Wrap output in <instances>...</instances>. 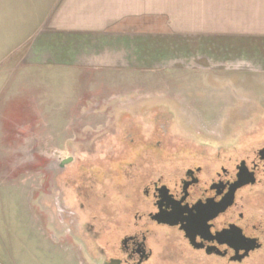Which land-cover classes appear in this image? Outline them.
<instances>
[{
    "label": "rangeland",
    "instance_id": "rangeland-1",
    "mask_svg": "<svg viewBox=\"0 0 264 264\" xmlns=\"http://www.w3.org/2000/svg\"><path fill=\"white\" fill-rule=\"evenodd\" d=\"M30 29L14 26V39L30 33ZM19 39L13 41L12 56L6 60L7 66L10 62L6 86L11 85V90H6L7 101L4 103L3 97L0 103V264H78L66 250H75L77 260L84 264H101V258L86 248L85 239L68 243L66 239L71 237L59 236L55 231L54 164L60 159H72L62 170L63 178L80 183L88 176L95 182L92 198L83 203V210L88 217L91 213L96 216L90 225L98 231L106 217L97 208L103 206L111 211L118 209L121 201L126 202L117 194L132 175L131 166L146 161L137 159L132 149L143 147L145 142L132 144L129 130L146 140L159 122H166L168 138L155 154L162 162L183 157L184 142L192 145L193 140L211 132H217L222 146L228 138L235 140V135L251 137L264 133V87L260 81L245 84L249 97L243 98L238 93L240 77H211L209 83L215 93L206 82L190 79L184 99L180 90L172 89L183 84L173 79L172 85L170 76V81L163 78L165 87H171L167 90L149 86L163 81L149 75L135 77L140 90H92L90 76L74 82V75H68L66 69L26 68L20 59ZM119 81L135 83L132 79ZM75 85L81 87L77 90ZM6 91L2 90V94ZM118 94L122 96L118 98ZM223 95L247 105L238 103L234 108L229 100L209 99ZM153 118L155 124L151 122ZM37 147H43L42 153H32ZM105 192L109 199L103 198L100 203ZM68 194L75 208L77 199L71 191ZM88 217L78 220L85 222ZM113 217L107 219L105 226L115 220ZM42 229L44 235L40 233Z\"/></svg>",
    "mask_w": 264,
    "mask_h": 264
},
{
    "label": "crops",
    "instance_id": "crops-1",
    "mask_svg": "<svg viewBox=\"0 0 264 264\" xmlns=\"http://www.w3.org/2000/svg\"><path fill=\"white\" fill-rule=\"evenodd\" d=\"M14 26L31 27L17 36L26 68L66 69L74 82L90 76L92 90H140L139 75L162 79L149 86L166 90L171 87L163 78L170 76L172 85L180 81L183 87L172 89L180 90L182 99L195 78L215 93L211 77H240L241 98L249 97L244 85L252 80L264 87V0H0V103L11 90L6 60L17 39ZM209 99L229 100L234 108L247 105L227 95Z\"/></svg>",
    "mask_w": 264,
    "mask_h": 264
},
{
    "label": "flooded vegetation",
    "instance_id": "flooded-vegetation-1",
    "mask_svg": "<svg viewBox=\"0 0 264 264\" xmlns=\"http://www.w3.org/2000/svg\"><path fill=\"white\" fill-rule=\"evenodd\" d=\"M129 131L132 144L145 142L132 149L146 161L131 166L117 194L126 202L111 211L97 208L106 217L98 231L90 225L96 216L83 210L95 182L88 176L80 183L63 178L71 158L54 164L56 232L85 239L101 264H264V133L235 135L225 146L217 132L192 137V145L183 143V157L162 162L155 154L168 138L166 122L146 140ZM108 197L105 192L98 198L101 203ZM110 217L115 220L105 226Z\"/></svg>",
    "mask_w": 264,
    "mask_h": 264
}]
</instances>
